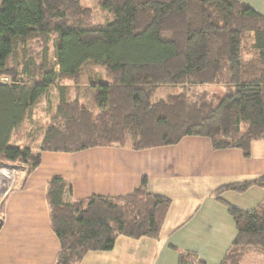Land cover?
Segmentation results:
<instances>
[{"label": "trees", "instance_id": "obj_1", "mask_svg": "<svg viewBox=\"0 0 264 264\" xmlns=\"http://www.w3.org/2000/svg\"><path fill=\"white\" fill-rule=\"evenodd\" d=\"M100 6L110 17L95 23L80 0H0V79L9 80L0 81V168L28 176L43 152H142L192 137L206 139L213 152L239 150L249 158L251 144L264 140V15L240 0H101ZM32 39L44 46L39 64ZM51 86L57 100L47 102L37 127V105ZM29 124V136L32 127L43 129L41 140L11 146ZM252 187L264 192V176L212 194L223 202L225 192ZM45 197L59 244L55 264L109 252L120 237L157 240L171 204L148 191L146 177L128 195L77 201L57 178ZM224 204L235 237L220 264H244L252 248L264 256V195L248 211ZM177 264L204 263L179 251Z\"/></svg>", "mask_w": 264, "mask_h": 264}, {"label": "crops", "instance_id": "obj_2", "mask_svg": "<svg viewBox=\"0 0 264 264\" xmlns=\"http://www.w3.org/2000/svg\"><path fill=\"white\" fill-rule=\"evenodd\" d=\"M246 5L264 15V0L261 11L253 2ZM40 160L28 176L15 174L13 192L2 206L0 264H55L59 244L45 197L53 179L67 181L70 199L77 201L93 195H128L146 177L151 194L171 200L157 240L120 237L111 251L88 253L80 264H177L179 251L195 254L204 264H220L235 237L234 219L224 203L248 211L264 195L257 187L241 194L228 191L221 196L223 203L212 194L222 186L264 176V140L251 144L249 158L239 150L213 152L206 139L192 137L142 152H43ZM251 264H264V256Z\"/></svg>", "mask_w": 264, "mask_h": 264}, {"label": "rangeland", "instance_id": "obj_3", "mask_svg": "<svg viewBox=\"0 0 264 264\" xmlns=\"http://www.w3.org/2000/svg\"><path fill=\"white\" fill-rule=\"evenodd\" d=\"M81 4H84L87 6V8H89L91 10L92 13V19L95 23H102L104 22L106 19H108L110 16L109 14H107V12L105 10L102 9V7L100 6L101 0H80ZM241 2H243L244 4H247L248 2H253V6L257 7L259 10L262 8V6L260 5V0H240ZM261 11V10H260ZM54 43L55 40H53V38H48L47 43H46V59H47V66L48 67H52L53 66V55H54ZM29 46L33 49L34 51V56L36 58V63L39 64L41 59L44 56V52H43V43L42 45L40 44V42H38L37 40H33L31 42H29ZM83 74H86V71L84 70ZM67 80V79H65ZM0 81L2 83H9V80L7 78H1ZM69 80H67L66 84L68 83ZM65 83V81H64ZM80 83L81 85H87V81H86V76H82L80 79ZM207 88V87H206ZM214 89V88H213ZM178 88H173L172 92H178ZM88 90H86V93H81L82 95V99H87L88 98ZM164 93H169V89L165 88ZM58 97V90L56 86H51L49 88V93L47 96H43L42 99H40V102L37 105V112L36 116H35V123L36 126L38 127V118L39 114H42L41 111H45V105L47 106V102L51 103L52 105L55 104L56 100ZM50 107V106H48ZM50 109V108H48ZM46 121V120H45ZM28 123V122H27ZM31 128V124H29V126H23V129H21L18 133L14 134L13 137L11 138L10 141V145L11 146H18V147H23L26 143L29 142V140H33V143H37L41 140V136H42V130L43 129H36V127H32L31 129V136H29L28 134L30 133L29 129ZM13 192V190L10 191L9 194H11ZM6 201V200H5ZM5 203V202H4ZM232 206V205H230ZM141 240V239H140ZM248 253V257L245 259L244 264H251V263H256L258 261H260V255L257 252V249H249L247 251Z\"/></svg>", "mask_w": 264, "mask_h": 264}, {"label": "built area", "instance_id": "obj_4", "mask_svg": "<svg viewBox=\"0 0 264 264\" xmlns=\"http://www.w3.org/2000/svg\"><path fill=\"white\" fill-rule=\"evenodd\" d=\"M15 182V174L9 168H0V213L2 206L10 195V191L13 189V185ZM0 218V222H1Z\"/></svg>", "mask_w": 264, "mask_h": 264}, {"label": "water", "instance_id": "obj_5", "mask_svg": "<svg viewBox=\"0 0 264 264\" xmlns=\"http://www.w3.org/2000/svg\"><path fill=\"white\" fill-rule=\"evenodd\" d=\"M2 223L0 222V227H1Z\"/></svg>", "mask_w": 264, "mask_h": 264}]
</instances>
